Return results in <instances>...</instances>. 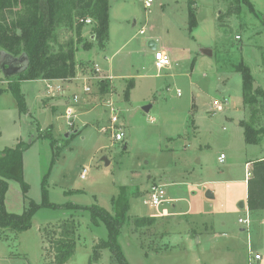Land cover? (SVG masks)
<instances>
[{
  "label": "rangeland",
  "instance_id": "374dc122",
  "mask_svg": "<svg viewBox=\"0 0 264 264\" xmlns=\"http://www.w3.org/2000/svg\"><path fill=\"white\" fill-rule=\"evenodd\" d=\"M145 1L109 0L103 45L97 36L90 39L95 23H84L75 76L22 80L23 110L0 72V151L24 146L21 180L7 179L2 205L12 214L32 210L30 228H0V264H54L45 254V230L66 218L74 219L77 233L74 254L64 264H208L212 255L218 262L227 253L226 242L239 263L248 250L264 258V209L250 210L246 203L247 162L264 155V138L247 143L243 128L257 118L256 127L264 123V98L253 115L243 104L242 77L235 69L241 61L247 64L254 90L264 92V0H239L229 16L236 0H193L191 29L190 0H151L149 7ZM72 34L61 29L59 39ZM149 40L155 50L167 51L169 66L156 68ZM100 80H107L104 86ZM86 84L89 94L83 92ZM73 95L77 120L70 128L63 113ZM214 100L221 110H212ZM107 101L117 109L122 140L101 131L110 126ZM153 183L165 189L166 201L158 208L144 203ZM43 190L46 202L57 206L103 208L118 221L114 237L97 212L43 205ZM117 198L127 201L121 221ZM246 215L248 227L238 222ZM150 216L152 223L135 225L137 217ZM99 241L105 246L96 252Z\"/></svg>",
  "mask_w": 264,
  "mask_h": 264
},
{
  "label": "trees",
  "instance_id": "16d2710c",
  "mask_svg": "<svg viewBox=\"0 0 264 264\" xmlns=\"http://www.w3.org/2000/svg\"><path fill=\"white\" fill-rule=\"evenodd\" d=\"M238 1L236 0L230 5L231 8H228L225 16L237 11ZM242 1L248 2V0ZM192 5L193 0H190L188 4L189 29L196 23ZM108 9L109 0H0V52L5 51L14 56L24 52L29 58V65L24 72L4 78L8 80L7 90L12 93L21 110L24 109L23 96L19 91V84L22 80L64 81L75 76L77 63L74 53L77 43H81L85 19L90 18L95 23V37L97 36L100 42L96 41L99 45H103L101 43L108 37ZM61 29L70 30L73 34L66 40L60 41L59 31ZM82 47L89 48L85 44H82ZM235 69L241 73L242 77L243 104L254 115L257 112L258 102H260L259 97L264 98V92L261 88L253 89L254 78L247 64L241 61L235 65ZM106 81L100 80L99 84L104 86ZM129 88L125 94L127 98ZM259 121L257 118V121L251 123L244 122V139L247 143H257L264 138V123L262 122V125L256 127ZM17 146L14 148L6 147L0 151V228L8 229L13 233H19L30 228L32 214V210L28 212L25 210L22 214L8 213L2 205L3 194L7 188V179L21 180L24 146L22 147L20 144ZM43 196V205L45 206L63 210L89 209L93 215L95 212L99 213L110 230V235L114 237L118 228V221L114 220L103 208L97 205L92 207L80 206L70 202L57 206L46 202L45 190H43ZM116 201L121 213L117 219L121 221L124 220L127 201L120 198H117ZM246 203L250 210L264 209V157L252 160L248 164ZM31 206L34 209L38 208L35 203H31ZM154 218V216L137 217L135 225L138 226L139 223H143V219L152 223ZM48 231L45 230L46 237L50 238L47 241L48 248L45 249L46 256L50 257L54 264L66 263L73 256L76 246L77 230L74 219H63L50 232ZM103 245L105 246V243L99 241V244L94 247L95 251ZM94 259L97 262V254H94Z\"/></svg>",
  "mask_w": 264,
  "mask_h": 264
},
{
  "label": "built area",
  "instance_id": "2783aa9c",
  "mask_svg": "<svg viewBox=\"0 0 264 264\" xmlns=\"http://www.w3.org/2000/svg\"><path fill=\"white\" fill-rule=\"evenodd\" d=\"M150 3H151V0H146L145 1V7H149ZM90 22H91V20L88 18L84 20V23H90ZM142 32H143L142 30L139 31V33H142ZM170 63H171L170 57L165 50H154V64H155L157 69L167 67L170 65ZM94 70L96 73L100 71L97 64L94 65ZM107 79H109V78H107ZM46 87L51 89L49 84H46ZM55 89L59 90V91L62 90V89H59L58 86H56ZM90 91H91V87L89 85L86 84L83 86V92L85 94H89ZM177 95H179V91L177 92ZM226 103H227V101H226ZM76 104H77V96L73 95V101L71 103L67 104V106L64 108L63 116L66 120L67 125L70 126V128H72L74 126V123L77 120V112H76V108H75ZM106 108L108 109V112H109L110 126L109 127L108 126H102L101 131L105 132V131L109 130L112 138H114L115 140H122L124 134H123L121 128L115 127V124L118 120V116L116 113L117 109L113 105L112 101H107ZM221 109H222L221 103L217 100H214L212 102V110L219 111ZM223 159H224V155L222 153L220 155H218L217 160L219 162H222ZM83 176H84V170L81 173V177H83ZM165 201H166V198H165L164 187L162 185L156 184V183L151 184L149 187L148 199L144 200V203L149 204L150 206H153L155 208H158ZM238 222L243 223L248 227L249 218L246 215L245 218H239ZM259 258H260L259 254H255L253 257L251 255H249V264H251L250 263L251 259L256 260Z\"/></svg>",
  "mask_w": 264,
  "mask_h": 264
},
{
  "label": "water",
  "instance_id": "95a60500",
  "mask_svg": "<svg viewBox=\"0 0 264 264\" xmlns=\"http://www.w3.org/2000/svg\"><path fill=\"white\" fill-rule=\"evenodd\" d=\"M94 38H95L94 35L90 36L91 40H94ZM148 45H149L150 49L155 50L156 45H155V42L153 40H149ZM204 54L211 55V51L210 50H204ZM28 65H29V58H28L27 54L24 52L17 55V56L9 54L5 51H2L0 53V72H1L2 76L5 78L15 76L17 74L24 72L27 69ZM252 86H253V89H255L257 84L255 82H253ZM149 107L150 106H143V110L148 111ZM77 131H78V128L73 129V130H69L65 135L68 136V135H70V133H72V132L75 133ZM102 160L104 161V163L106 165L109 163V161L106 159V157H103ZM206 196L208 198L213 197V195L209 191L206 192ZM243 205H244L243 202L239 203L240 207H243Z\"/></svg>",
  "mask_w": 264,
  "mask_h": 264
},
{
  "label": "crops",
  "instance_id": "0c3cea01",
  "mask_svg": "<svg viewBox=\"0 0 264 264\" xmlns=\"http://www.w3.org/2000/svg\"><path fill=\"white\" fill-rule=\"evenodd\" d=\"M166 51V50H165ZM167 52V51H166ZM1 77H2V75H1ZM5 78V77H4ZM60 93L61 94H64L65 93V89H63L62 88V90L60 91ZM262 157H264V155L263 156H261V157H259V158H256V159H260V158H262ZM253 160H255V159H253ZM252 161V160H251ZM249 162L250 161H248L247 163L249 164ZM248 177V176H247ZM247 179V178H246ZM154 215H157V214H154ZM155 219V218H154ZM264 244V242L262 243V245ZM224 249L226 250V252L227 253H225L224 254V256L223 257H220V259H219V261L217 262V259L215 258V255H212L211 257H214L213 259H211L210 260V262H208V264H218L219 262L221 263V264H249V250H248V253H247V257L244 259V261L242 262V263H239L238 261H237V257H236V255L235 256H233V254L231 253V252H229L228 250L229 249H233V246H232V244L230 243V242H226L225 244H224ZM255 254H257V253H255ZM252 255V254H251ZM253 256V255H252ZM250 263L251 264H264V258L262 257V256H260V258L259 259H251V261H250Z\"/></svg>",
  "mask_w": 264,
  "mask_h": 264
}]
</instances>
